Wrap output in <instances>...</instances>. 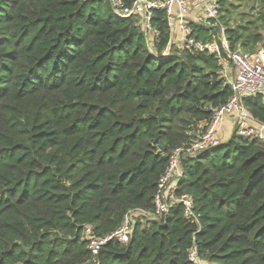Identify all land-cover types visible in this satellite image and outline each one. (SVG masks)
Wrapping results in <instances>:
<instances>
[{"label": "trees", "instance_id": "16d2710c", "mask_svg": "<svg viewBox=\"0 0 264 264\" xmlns=\"http://www.w3.org/2000/svg\"><path fill=\"white\" fill-rule=\"evenodd\" d=\"M126 7L135 0H121ZM229 50L264 47V0H218ZM158 34L110 0H0V264H264V141L233 133L181 155L173 203L112 233L129 210L154 211L170 154L202 134L232 95L220 55L181 47L165 12ZM195 39L217 40L190 23ZM242 104L264 123V93Z\"/></svg>", "mask_w": 264, "mask_h": 264}, {"label": "built area", "instance_id": "2783aa9c", "mask_svg": "<svg viewBox=\"0 0 264 264\" xmlns=\"http://www.w3.org/2000/svg\"><path fill=\"white\" fill-rule=\"evenodd\" d=\"M200 5L199 12L190 18V4L188 0H135L132 6L126 7L121 0H110L112 11L118 18L138 16L140 24L148 35H157L158 31L152 25L151 8L161 9L165 12L171 35L177 28L179 32V44L189 50L208 51L220 55L222 51L227 53V60L222 61L221 73L227 75V65L233 67L234 76L229 81L232 95L228 101L213 109L205 131L200 134L188 146L176 148L169 157V165L159 182V190L154 196V211L148 213L141 209L129 210L123 217L120 225L110 234L99 237L93 235L91 228L86 227L85 236L87 248L96 254L100 248L110 239L120 243H127L132 226L138 215L144 214L160 219L166 215L173 203H179L183 207L184 216L191 218L194 215L193 199L186 193L177 194V181L181 176L180 156H195L198 152L217 146L222 142L220 138V126L226 114H233L234 132L236 135L264 141V123L257 121L251 113L244 108L242 99L256 93H264V47L253 55H248L240 50H229V44L224 35V27L217 24L219 16L218 0H194ZM190 23L219 27L217 40L201 42L195 39ZM189 259L199 264L197 251L192 247ZM200 264H214L203 262Z\"/></svg>", "mask_w": 264, "mask_h": 264}, {"label": "crops", "instance_id": "0c3cea01", "mask_svg": "<svg viewBox=\"0 0 264 264\" xmlns=\"http://www.w3.org/2000/svg\"><path fill=\"white\" fill-rule=\"evenodd\" d=\"M189 1V4H190V11H191V15H190V18L191 17H194L200 10V5L197 4L194 0H188ZM179 32L176 28V33L173 35V38L175 37L174 40L177 41V43H179ZM151 35V34H150ZM152 38V37H151ZM227 70H228V73H227V76L229 77V81H231L233 79V76H234V71H233V67L232 65L229 63L227 65ZM234 117H233V114L230 113V114H226L222 120V123H221V126H220V138L222 141H225V139L227 137H225L227 134L229 133H233L234 131ZM228 139V138H227Z\"/></svg>", "mask_w": 264, "mask_h": 264}, {"label": "rangeland", "instance_id": "374dc122", "mask_svg": "<svg viewBox=\"0 0 264 264\" xmlns=\"http://www.w3.org/2000/svg\"><path fill=\"white\" fill-rule=\"evenodd\" d=\"M176 33V29L174 30V34ZM152 37V35H150V38ZM175 39V37H174ZM225 137H227L228 139L231 137V133L227 134ZM225 139V141H227L228 139ZM224 142V141H223Z\"/></svg>", "mask_w": 264, "mask_h": 264}, {"label": "water", "instance_id": "95a60500", "mask_svg": "<svg viewBox=\"0 0 264 264\" xmlns=\"http://www.w3.org/2000/svg\"><path fill=\"white\" fill-rule=\"evenodd\" d=\"M214 29L216 30V32H219V27L217 25L214 26Z\"/></svg>", "mask_w": 264, "mask_h": 264}]
</instances>
